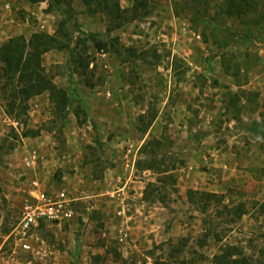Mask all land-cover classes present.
<instances>
[{
    "label": "rangeland",
    "instance_id": "rangeland-1",
    "mask_svg": "<svg viewBox=\"0 0 264 264\" xmlns=\"http://www.w3.org/2000/svg\"><path fill=\"white\" fill-rule=\"evenodd\" d=\"M235 1L0 0L67 91L9 112L0 61V264H264V0ZM39 193L63 212L24 228Z\"/></svg>",
    "mask_w": 264,
    "mask_h": 264
},
{
    "label": "trees",
    "instance_id": "trees-1",
    "mask_svg": "<svg viewBox=\"0 0 264 264\" xmlns=\"http://www.w3.org/2000/svg\"><path fill=\"white\" fill-rule=\"evenodd\" d=\"M233 4L236 5L235 0ZM59 41L52 35L36 32L33 33L29 39H26L23 35L9 39L7 42L0 46V61L3 62L1 68V75L6 77L7 82L12 88L13 100L9 104V112L13 110L15 98L18 97L21 102L27 101L31 95L48 91L51 99L56 101L62 99L65 103L67 98V91L58 88L51 78H47L43 72L41 66V56L43 53L54 49L62 48L59 46ZM16 81L17 87L13 88L12 82ZM6 85L1 87L6 91ZM27 134H25L26 136ZM149 146L158 147L160 142L154 140L149 143ZM152 167V166H151ZM149 167V168H151ZM195 192L190 191V198ZM203 195L207 197L216 196V193L206 192ZM243 204H240L235 209L240 210ZM258 206L264 210V202L258 203ZM243 209V208H242ZM242 209L240 211H242ZM235 252L228 246L222 254L214 255L215 264H250L246 258L233 259L232 255Z\"/></svg>",
    "mask_w": 264,
    "mask_h": 264
},
{
    "label": "built area",
    "instance_id": "built-area-1",
    "mask_svg": "<svg viewBox=\"0 0 264 264\" xmlns=\"http://www.w3.org/2000/svg\"><path fill=\"white\" fill-rule=\"evenodd\" d=\"M108 65L105 64V68ZM37 202L26 206L20 214V220L23 223V227L27 228L29 225L35 223L37 219H57L60 213L63 212V204L60 201L52 202L44 193H39L36 196ZM24 230V229H23ZM25 232V231H23Z\"/></svg>",
    "mask_w": 264,
    "mask_h": 264
},
{
    "label": "crops",
    "instance_id": "crops-1",
    "mask_svg": "<svg viewBox=\"0 0 264 264\" xmlns=\"http://www.w3.org/2000/svg\"><path fill=\"white\" fill-rule=\"evenodd\" d=\"M34 30L33 31H38L36 27H32ZM0 32H4V30L2 29ZM32 33V32H31ZM36 33V32H34ZM8 37V36H7ZM27 37V36H26Z\"/></svg>",
    "mask_w": 264,
    "mask_h": 264
}]
</instances>
